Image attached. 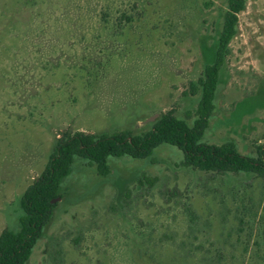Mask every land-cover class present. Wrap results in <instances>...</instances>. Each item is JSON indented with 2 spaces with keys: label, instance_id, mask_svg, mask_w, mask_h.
Here are the masks:
<instances>
[{
  "label": "rangeland",
  "instance_id": "rangeland-1",
  "mask_svg": "<svg viewBox=\"0 0 264 264\" xmlns=\"http://www.w3.org/2000/svg\"><path fill=\"white\" fill-rule=\"evenodd\" d=\"M228 0H0V234L64 132L192 125ZM201 141L264 143V0H246ZM157 114L153 119L150 117ZM77 157L27 264H264V178L152 156Z\"/></svg>",
  "mask_w": 264,
  "mask_h": 264
},
{
  "label": "trees",
  "instance_id": "trees-1",
  "mask_svg": "<svg viewBox=\"0 0 264 264\" xmlns=\"http://www.w3.org/2000/svg\"><path fill=\"white\" fill-rule=\"evenodd\" d=\"M245 8L246 0H228L215 58L206 64L197 83L192 84L200 91L197 118L192 125L167 111L143 134L129 130L99 135L77 131L64 132L57 138L44 170L20 198L19 229H6L0 234V264H27L53 216L57 206L53 200L61 198L62 184L72 172L77 157L96 165L98 173L106 176L111 172L109 157L145 159L167 143L181 150L186 166L203 171L254 173L264 178V143L257 146L256 155L252 156L240 153L233 142L217 145L201 141L216 108L220 73L230 43L238 33L239 13Z\"/></svg>",
  "mask_w": 264,
  "mask_h": 264
},
{
  "label": "water",
  "instance_id": "water-1",
  "mask_svg": "<svg viewBox=\"0 0 264 264\" xmlns=\"http://www.w3.org/2000/svg\"><path fill=\"white\" fill-rule=\"evenodd\" d=\"M156 116H157V114H155L154 116L150 117V119H153V118H155ZM59 199H60V197L54 199L53 202H56V201L59 200Z\"/></svg>",
  "mask_w": 264,
  "mask_h": 264
}]
</instances>
